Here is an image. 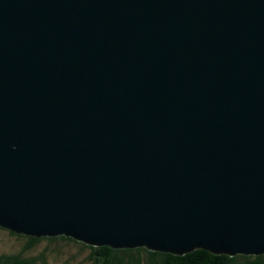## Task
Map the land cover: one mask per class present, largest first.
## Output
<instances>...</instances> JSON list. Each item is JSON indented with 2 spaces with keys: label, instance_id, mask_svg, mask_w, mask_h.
Masks as SVG:
<instances>
[{
  "label": "water",
  "instance_id": "obj_1",
  "mask_svg": "<svg viewBox=\"0 0 264 264\" xmlns=\"http://www.w3.org/2000/svg\"><path fill=\"white\" fill-rule=\"evenodd\" d=\"M0 227L264 254V0H0Z\"/></svg>",
  "mask_w": 264,
  "mask_h": 264
},
{
  "label": "trees",
  "instance_id": "obj_2",
  "mask_svg": "<svg viewBox=\"0 0 264 264\" xmlns=\"http://www.w3.org/2000/svg\"><path fill=\"white\" fill-rule=\"evenodd\" d=\"M10 238L20 243L21 249L12 254L0 253V264H46L44 253L32 257L28 255L32 250L39 248V245L46 243L49 250L56 249L59 242L78 247L85 251L84 256H69L61 264H264V254L261 255H215L204 249H195L185 255H175L150 251L145 247L135 249H113L108 246H92L79 242L71 237L57 236H28L16 234L10 230L0 227ZM53 251V250H52ZM58 253V252H56Z\"/></svg>",
  "mask_w": 264,
  "mask_h": 264
},
{
  "label": "rangeland",
  "instance_id": "obj_3",
  "mask_svg": "<svg viewBox=\"0 0 264 264\" xmlns=\"http://www.w3.org/2000/svg\"><path fill=\"white\" fill-rule=\"evenodd\" d=\"M45 244L46 243L40 244L38 249L32 250V252H29L28 255L35 257L37 255L43 254V252L47 250V252L44 253L45 263L61 264L69 256L74 255L78 257L80 255L84 256L86 254L84 253L85 251H80L78 247L70 244H65L62 242H59V245L55 247L56 249H51V250L47 249L45 247ZM20 249H21L20 243L17 242V240L10 238V236L6 232H3V230L0 229V253H5L9 255L10 253L7 252H11L12 254H14L18 252Z\"/></svg>",
  "mask_w": 264,
  "mask_h": 264
}]
</instances>
